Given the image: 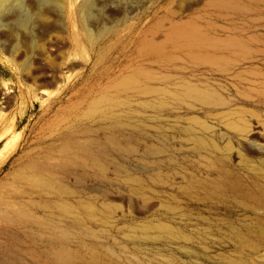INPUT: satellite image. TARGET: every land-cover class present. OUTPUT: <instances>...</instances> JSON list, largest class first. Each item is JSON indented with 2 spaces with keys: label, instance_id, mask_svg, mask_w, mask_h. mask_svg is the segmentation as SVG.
<instances>
[{
  "label": "rangeland",
  "instance_id": "374dc122",
  "mask_svg": "<svg viewBox=\"0 0 264 264\" xmlns=\"http://www.w3.org/2000/svg\"><path fill=\"white\" fill-rule=\"evenodd\" d=\"M84 1L0 30V264H264V203L204 183L264 190V0Z\"/></svg>",
  "mask_w": 264,
  "mask_h": 264
},
{
  "label": "bare ground",
  "instance_id": "6f19581e",
  "mask_svg": "<svg viewBox=\"0 0 264 264\" xmlns=\"http://www.w3.org/2000/svg\"><path fill=\"white\" fill-rule=\"evenodd\" d=\"M44 3L47 5L54 4L53 0H44ZM90 7H91V0H85L83 2L82 19H85L90 15ZM188 32L189 31L177 33L178 37H182L181 40L183 41L185 47H187L188 49H193L205 45V41L202 38V36H200L196 32H192V33H188ZM209 46L212 45L209 44ZM134 80L135 79L131 80V82H133ZM133 83L136 84L137 82L134 81ZM183 95L191 97L202 103L217 100L213 95H211L207 91L200 90L193 86H186L183 90ZM197 143L202 144L203 142L201 140H198ZM109 145L117 146V144L113 143V141H110ZM74 147L73 149H77L80 154L86 157H90V159L94 161L98 167L102 168V166L98 162L97 156L95 154H90L87 146H79L78 148L77 147L74 148ZM68 150L69 148L65 144L61 147L60 151L66 153ZM37 170H40V168ZM26 180L38 187H50L54 184L49 179L45 178L43 176V173L41 172H33L26 178ZM204 183H207L211 188H213L214 191L228 190L234 194L242 196L243 198L257 200L261 203H264L263 189L247 190V188L243 185L241 180L232 176L229 172H227L223 168L217 169V177L215 179L213 180L207 179V181H204ZM23 216L24 214L20 206L15 207V205L9 201L6 202L0 201L1 220L9 221V222H21ZM57 235L60 238L65 239L67 236V232L65 229H58ZM50 253L53 259L60 262L61 264H84L82 261L81 253L79 251H75L66 247L63 243L53 247ZM89 256H90V263L95 264L97 262V256L93 250H90Z\"/></svg>",
  "mask_w": 264,
  "mask_h": 264
},
{
  "label": "clouds",
  "instance_id": "9594fccd",
  "mask_svg": "<svg viewBox=\"0 0 264 264\" xmlns=\"http://www.w3.org/2000/svg\"><path fill=\"white\" fill-rule=\"evenodd\" d=\"M38 7L34 11L28 0H0V30H8L13 25L19 30L27 32L28 21L33 23L44 11V0H37ZM14 19L8 21L7 17Z\"/></svg>",
  "mask_w": 264,
  "mask_h": 264
}]
</instances>
